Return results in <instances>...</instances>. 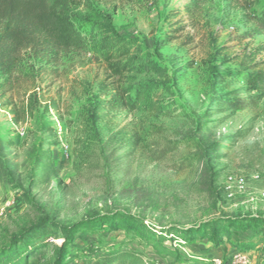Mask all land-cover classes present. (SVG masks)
Listing matches in <instances>:
<instances>
[{
	"label": "rangeland",
	"instance_id": "1",
	"mask_svg": "<svg viewBox=\"0 0 264 264\" xmlns=\"http://www.w3.org/2000/svg\"><path fill=\"white\" fill-rule=\"evenodd\" d=\"M263 10L264 0H81L85 49L24 52L0 75V251L46 221L56 234L29 264H55L62 228L93 221L64 262L121 248L145 264H226L247 243L264 264L262 229L231 226L264 218V96L252 78L264 73ZM111 40L112 64L128 68L118 76L103 57ZM230 176L247 191L229 197ZM216 222L228 229L220 243L184 238ZM166 230L179 238L159 239Z\"/></svg>",
	"mask_w": 264,
	"mask_h": 264
},
{
	"label": "trees",
	"instance_id": "2",
	"mask_svg": "<svg viewBox=\"0 0 264 264\" xmlns=\"http://www.w3.org/2000/svg\"><path fill=\"white\" fill-rule=\"evenodd\" d=\"M81 0H0V75L7 76L13 72L21 63L23 53L32 51L37 55H59L70 50L85 49L86 40L73 21V12L79 5ZM152 1V0H147ZM258 22L264 28V10ZM113 46L107 47L103 51V57L109 65L110 70L115 75H121L127 71L125 63L118 60L112 64L116 58L111 51L112 48L118 46L114 40L110 42ZM115 44V45H114ZM124 51L129 47L122 46ZM258 84V89L264 96V73L257 72L252 77ZM145 98L146 94H142ZM114 101L119 103H127L125 100ZM183 165L180 169H183ZM104 221V219H103ZM100 222V221H99ZM93 221L81 222L70 228H62L66 237V243L60 249L55 250V264H76L72 258L64 262V256L67 254L68 246L74 241L77 233L84 228H93ZM239 231L247 232L252 226H259L262 229L264 240V218L258 216H249L235 220L231 223ZM175 230H166L164 234H159V239L165 237V241H173L179 237L175 235ZM206 233H210V241L216 244L221 242V237L228 233L222 223H206L198 230L190 229L183 232L185 239H207ZM56 231L49 222L41 221L37 226L25 229L16 236L11 247L0 251V264H29L30 255H34L35 250L42 249L47 246L46 239L55 235ZM244 248L236 247L234 249L245 250V252L253 250L252 246ZM236 251V250H235ZM234 251V252H235ZM226 260V264H231L233 255ZM187 264H206L200 259L191 258L186 260ZM82 264H145L141 255L118 249H108L93 252L92 256Z\"/></svg>",
	"mask_w": 264,
	"mask_h": 264
},
{
	"label": "built area",
	"instance_id": "3",
	"mask_svg": "<svg viewBox=\"0 0 264 264\" xmlns=\"http://www.w3.org/2000/svg\"><path fill=\"white\" fill-rule=\"evenodd\" d=\"M225 191L229 197L234 196L237 193H244L248 188V179L245 177H233L227 178L224 185ZM259 198L264 201V192H261ZM253 253L244 252L236 253L233 255L231 264H254L252 261ZM215 264H222L221 261H215Z\"/></svg>",
	"mask_w": 264,
	"mask_h": 264
},
{
	"label": "crops",
	"instance_id": "4",
	"mask_svg": "<svg viewBox=\"0 0 264 264\" xmlns=\"http://www.w3.org/2000/svg\"><path fill=\"white\" fill-rule=\"evenodd\" d=\"M209 244H211V243H207V245L205 246V249L207 248V247H209ZM250 253H254V251H249Z\"/></svg>",
	"mask_w": 264,
	"mask_h": 264
}]
</instances>
